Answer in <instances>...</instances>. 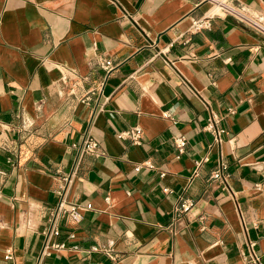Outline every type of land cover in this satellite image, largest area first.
<instances>
[{"label":"crops","instance_id":"1","mask_svg":"<svg viewBox=\"0 0 264 264\" xmlns=\"http://www.w3.org/2000/svg\"><path fill=\"white\" fill-rule=\"evenodd\" d=\"M237 1L264 22V0ZM210 7L0 0V264H35L86 135L98 155L81 158L69 199L91 209L62 221L65 250L42 264H254L250 245L264 264V37L223 15L189 34ZM136 126L140 146L117 138ZM219 161L225 189L209 181Z\"/></svg>","mask_w":264,"mask_h":264},{"label":"built area","instance_id":"2","mask_svg":"<svg viewBox=\"0 0 264 264\" xmlns=\"http://www.w3.org/2000/svg\"><path fill=\"white\" fill-rule=\"evenodd\" d=\"M210 9L199 19L192 20L188 33L191 35L198 34L202 31L209 30L212 26V22L215 18L219 17L212 11L216 5L221 3L220 14L224 17H231L236 22L254 30L258 34L264 37V22L258 16H253L249 12V9L244 5L240 4L237 0H209ZM99 66L105 71L106 74L112 70L111 63L108 60H100L98 62ZM208 117L206 125L203 130L210 133L213 136V141L215 145L221 143V135L223 131L218 127L220 122V117L215 112L211 111L209 108ZM232 113V112H231ZM119 140L128 142L131 146H140L142 143V131L136 126L123 130L117 134ZM173 144L178 152V156L183 154L185 148V140L183 138H177L173 140ZM72 149L74 151V164L71 171L67 174H61L58 178V185L55 191L57 201L55 206L50 210L46 225L43 228L41 235L43 239L42 249L35 261V264H42L43 260L50 256L52 252H60L65 250V245L58 243L56 239L60 235L61 223L65 219H70L74 222H79L82 219L81 211H86L91 209L88 204L84 207L77 205L76 203L70 201V193L73 184L76 180L77 170L79 162L84 155H98V145L93 141L88 135H86L79 145H73ZM200 165V162L196 163ZM142 168H152L149 162H144L140 166H137L134 171L139 172ZM164 175L161 174V177ZM229 175L227 173V166L222 161H219L215 170L210 174L209 181L212 183L219 184L225 189L227 187ZM259 188H257L258 190ZM108 202V198L106 199ZM193 207V202L190 200L181 201L175 208V214L179 215L186 213ZM253 245L249 246L250 253L248 261L254 264H260L259 257L252 250ZM95 248H92L90 253L96 252Z\"/></svg>","mask_w":264,"mask_h":264},{"label":"bare ground","instance_id":"3","mask_svg":"<svg viewBox=\"0 0 264 264\" xmlns=\"http://www.w3.org/2000/svg\"><path fill=\"white\" fill-rule=\"evenodd\" d=\"M224 0H220V2H223ZM221 7V3L219 5H216L212 11L216 14H220L221 12L219 11Z\"/></svg>","mask_w":264,"mask_h":264},{"label":"rangeland","instance_id":"4","mask_svg":"<svg viewBox=\"0 0 264 264\" xmlns=\"http://www.w3.org/2000/svg\"><path fill=\"white\" fill-rule=\"evenodd\" d=\"M219 15H221V14H219Z\"/></svg>","mask_w":264,"mask_h":264}]
</instances>
